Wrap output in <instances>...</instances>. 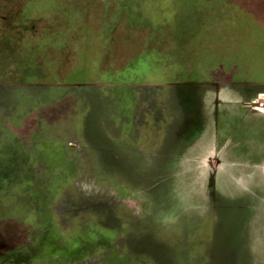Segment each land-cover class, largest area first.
Returning a JSON list of instances; mask_svg holds the SVG:
<instances>
[{
	"label": "rangeland",
	"instance_id": "1",
	"mask_svg": "<svg viewBox=\"0 0 264 264\" xmlns=\"http://www.w3.org/2000/svg\"><path fill=\"white\" fill-rule=\"evenodd\" d=\"M217 1L0 0V264H264V144L226 125L264 24L217 37Z\"/></svg>",
	"mask_w": 264,
	"mask_h": 264
},
{
	"label": "crops",
	"instance_id": "2",
	"mask_svg": "<svg viewBox=\"0 0 264 264\" xmlns=\"http://www.w3.org/2000/svg\"><path fill=\"white\" fill-rule=\"evenodd\" d=\"M210 1H213V0H210ZM238 10L240 11L237 13ZM216 13L217 14H215L216 16L215 18H216V22L218 23L217 27L218 29L220 28V30H216L214 33H217V37H221L225 29L224 24H229L230 26L226 27L228 28L227 33L232 36V39H234L236 38L234 35L238 31H236L234 29L235 27L233 26L237 25L236 23L237 21H239V19L249 21L250 24L251 22H254V23L257 22L260 26L264 24V0H218ZM220 23H221V26L219 25ZM219 44L221 43L217 41L215 46ZM229 47H230V43H229ZM202 52L204 51L202 50ZM202 52H200L199 55ZM232 53H236V52H233L232 50ZM224 55H229V53L227 54L225 53ZM224 55H223V58H226ZM228 58L229 57L225 59L227 63L223 62L224 59H221V60L218 59L217 68L223 71L238 70L239 68L236 65L235 61L228 59ZM228 81H232V80H228ZM219 114L216 115V119L218 120L219 125H220ZM257 114L258 116H256ZM257 114H253V115L251 114L250 116H246V115L240 116L239 115L238 117L231 118L232 119L231 123H229L230 121L226 123V125L228 126L229 124L233 126L236 123L235 120H238L236 123L237 124L236 126L239 127L240 131L238 135L240 137H235L237 136L236 133L231 131V135H232L231 142L233 144H236L238 142L240 144H244L247 146L240 147L239 149H236V150H243V151L253 150L254 151L257 148L253 144H258V143L264 144V112H257ZM199 117H202V114L199 115ZM216 135H219V132H217ZM250 145H253V146H250ZM260 149L264 150V147ZM241 157H244L247 161L253 160V157H251L252 159L249 158L250 155H243ZM260 160L261 159H259V161ZM253 164L254 162L251 163V165Z\"/></svg>",
	"mask_w": 264,
	"mask_h": 264
}]
</instances>
